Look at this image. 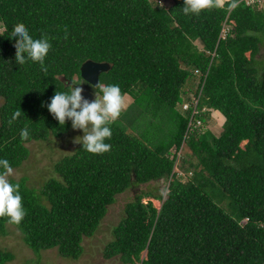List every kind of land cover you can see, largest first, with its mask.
I'll return each mask as SVG.
<instances>
[{"label":"trees","instance_id":"1","mask_svg":"<svg viewBox=\"0 0 264 264\" xmlns=\"http://www.w3.org/2000/svg\"><path fill=\"white\" fill-rule=\"evenodd\" d=\"M165 1L0 0V158L13 169L29 158L28 143L71 131V122L60 126L47 104L62 84L82 82L89 60L111 65L101 84L119 85L125 97L141 99L154 113L163 110L164 117L179 115L160 152L120 124L122 116L141 121L144 112L122 111L110 124V151L93 155L79 146L55 164L57 177L40 190L26 178L11 179L20 186L27 214L19 225L0 217V236L14 225L35 253L57 249L62 258L79 260L85 238L96 234L118 195L165 181L166 197L143 193L126 205L106 259L264 264V9L258 0H210L199 14L184 15L183 0L170 6ZM18 25L34 38H49L47 72L31 61L15 63L18 41L10 37ZM17 111L21 116L13 120ZM211 111L226 119L219 136L199 125ZM24 127L28 140L20 137ZM145 198L162 202L160 210ZM14 258L0 249V264Z\"/></svg>","mask_w":264,"mask_h":264},{"label":"rangeland","instance_id":"2","mask_svg":"<svg viewBox=\"0 0 264 264\" xmlns=\"http://www.w3.org/2000/svg\"><path fill=\"white\" fill-rule=\"evenodd\" d=\"M230 0H218L220 5H224ZM248 4H253L257 0H244ZM260 7L264 9V0H258ZM165 3L170 6L172 1L166 0ZM227 26L225 27L223 36L227 33ZM3 31L2 25H0V33ZM201 48V47H200ZM250 57V54H247ZM264 59V48L259 55V59ZM77 80L78 78L75 77ZM81 87V86H80ZM194 90L189 91V97L194 95ZM202 97V95H201ZM201 97L195 103L197 106L200 104ZM4 101L0 98V108ZM146 103V102H145ZM147 104V103H146ZM141 103V99H134L132 96L127 95L125 97L124 112L135 113L136 110L144 112L139 118H135L134 121H128L122 116L120 121L121 126L131 135L137 136L146 145L156 152H160L161 147L167 148L171 139L172 128L174 127L179 115L176 113L174 116L172 113L164 117L163 110H159L156 113L152 112L148 108V104ZM185 108H188V104L185 103ZM145 106V107H142ZM182 105L177 107L178 113H184ZM181 107V108H180ZM210 119L202 125L203 131H211L216 136L222 133L223 126L226 119L222 114L211 111ZM175 114V113H174ZM143 122V123H141ZM83 132L80 130H73L63 136L62 138H51L47 141H33L26 146L30 151L29 158L21 165L20 168L13 169V174L9 177V180H20L26 178L28 185L32 188L40 190L42 186L52 177H57L54 170L55 164L64 156L72 155L81 144L75 143V139L82 136ZM247 142H244V147ZM172 153H175L176 148L171 149ZM187 148L183 147L182 151L178 152V169L180 171L182 162L181 157L186 154ZM189 167V164H186ZM186 179V178H185ZM169 182L160 181L149 184L137 185L131 189H128L121 195L117 196V200L109 209V212L102 224L100 225L96 234L91 238H85L83 242L84 253L79 260L64 259L59 255L57 249L48 251H42L35 253L30 249L23 239L22 232L14 225H8L6 236H0V249L9 251L14 255V260L8 264H124L119 257L112 259H106L104 257V250L106 246L113 240V229L121 222L125 216L126 205L136 199L137 196L143 193H150L153 195H159L166 197L168 193ZM144 203L152 201L157 209H160L162 202L154 200L152 198H145ZM146 253V252H145ZM145 253L143 257H145Z\"/></svg>","mask_w":264,"mask_h":264},{"label":"clouds","instance_id":"3","mask_svg":"<svg viewBox=\"0 0 264 264\" xmlns=\"http://www.w3.org/2000/svg\"><path fill=\"white\" fill-rule=\"evenodd\" d=\"M210 0H183L181 8L184 15H196L207 8ZM18 41L15 52V63L24 65L31 61L38 63L43 72H47L45 59L52 47L47 36L34 38L29 30L18 25L10 37ZM215 54L213 55V57ZM61 77V76H60ZM63 85V91H56L47 104L49 113L58 121L60 126L71 122L73 130L83 132L75 139V143L82 145V150L93 155L103 154L111 149L107 143L112 136L110 124L116 121L125 108V96L119 85L101 84L96 88L95 98L91 101L82 96V82ZM75 85V87H73ZM21 116V111L13 113L12 119ZM22 140H28L30 132L27 127L20 131ZM13 168L8 159L0 158V217H6L11 224L19 225L27 212L22 203L19 184L12 183L9 177Z\"/></svg>","mask_w":264,"mask_h":264},{"label":"water","instance_id":"4","mask_svg":"<svg viewBox=\"0 0 264 264\" xmlns=\"http://www.w3.org/2000/svg\"><path fill=\"white\" fill-rule=\"evenodd\" d=\"M110 70L111 65L109 63H96L91 60L84 63L81 68L82 96L89 101L93 100L95 98V93L97 92L96 86L100 83V76ZM146 255L147 252L145 253V256Z\"/></svg>","mask_w":264,"mask_h":264},{"label":"built area","instance_id":"5","mask_svg":"<svg viewBox=\"0 0 264 264\" xmlns=\"http://www.w3.org/2000/svg\"><path fill=\"white\" fill-rule=\"evenodd\" d=\"M194 114H196V112L194 111Z\"/></svg>","mask_w":264,"mask_h":264},{"label":"flooded vegetation","instance_id":"6","mask_svg":"<svg viewBox=\"0 0 264 264\" xmlns=\"http://www.w3.org/2000/svg\"><path fill=\"white\" fill-rule=\"evenodd\" d=\"M81 87H82V84H81Z\"/></svg>","mask_w":264,"mask_h":264},{"label":"crops","instance_id":"7","mask_svg":"<svg viewBox=\"0 0 264 264\" xmlns=\"http://www.w3.org/2000/svg\"><path fill=\"white\" fill-rule=\"evenodd\" d=\"M216 112V111H215Z\"/></svg>","mask_w":264,"mask_h":264}]
</instances>
